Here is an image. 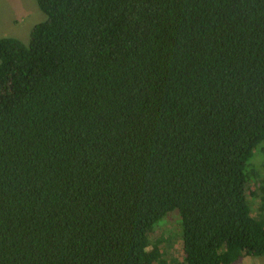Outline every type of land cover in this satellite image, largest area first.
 I'll return each mask as SVG.
<instances>
[{"label":"trees","instance_id":"obj_1","mask_svg":"<svg viewBox=\"0 0 264 264\" xmlns=\"http://www.w3.org/2000/svg\"><path fill=\"white\" fill-rule=\"evenodd\" d=\"M0 40V264L264 256V0H36ZM259 198L257 215L250 201Z\"/></svg>","mask_w":264,"mask_h":264},{"label":"rangeland","instance_id":"obj_2","mask_svg":"<svg viewBox=\"0 0 264 264\" xmlns=\"http://www.w3.org/2000/svg\"><path fill=\"white\" fill-rule=\"evenodd\" d=\"M47 20V16L40 9L36 0H0V40L16 38L25 44L30 41L33 27ZM250 170L259 177H253L249 184V191L262 189L264 184V152H256L250 161ZM259 198L250 201L253 214L257 215ZM257 206V207H256ZM177 211L164 219L151 234L152 240L161 239V247L167 252L169 259L182 264L183 251L180 237V218ZM233 264H264L263 257H246Z\"/></svg>","mask_w":264,"mask_h":264}]
</instances>
